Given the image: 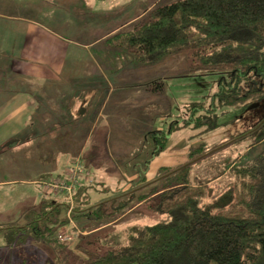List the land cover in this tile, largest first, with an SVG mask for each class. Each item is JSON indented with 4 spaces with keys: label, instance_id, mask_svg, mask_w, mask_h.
<instances>
[{
    "label": "trees",
    "instance_id": "1",
    "mask_svg": "<svg viewBox=\"0 0 264 264\" xmlns=\"http://www.w3.org/2000/svg\"><path fill=\"white\" fill-rule=\"evenodd\" d=\"M106 41L143 68L181 53L189 72L227 75L215 94L218 106L264 101V0H170L145 9L130 30ZM190 105L204 108L197 126L216 127L212 108ZM158 133L159 154L166 134ZM243 142L252 153L240 163ZM97 157L80 153L70 162L79 165L70 198L58 193L25 211L21 224L0 225L4 247L36 241L52 252L47 264H264V115L237 136L192 147L182 165L159 167L150 181L117 193L92 178L89 163ZM91 192L104 197L93 201ZM149 216L154 223L134 224ZM72 222L87 233L77 236L76 251L70 247L75 227L66 241L56 234Z\"/></svg>",
    "mask_w": 264,
    "mask_h": 264
},
{
    "label": "rangeland",
    "instance_id": "2",
    "mask_svg": "<svg viewBox=\"0 0 264 264\" xmlns=\"http://www.w3.org/2000/svg\"><path fill=\"white\" fill-rule=\"evenodd\" d=\"M169 1L46 0L43 4L41 0H0V16L25 17L26 15L36 17L39 21L38 14L45 11L43 23L46 26H55L52 29L57 31L56 33L64 39H71L73 43L58 41L55 42H60L57 47L49 49V45L41 49L37 60L42 64L32 62L30 65L21 62L29 63L27 53L24 57H19V51L28 47L23 46L22 30H16V40L12 28L8 31H0V40H3L4 44L9 37L12 40V46L8 49L9 55L5 60V69H2L5 67L4 61H0V87L14 88L15 92L17 89L22 90L25 96L32 93L33 100H36L35 90L40 91V87L68 91L62 96L64 104L60 110H57V114L56 111L54 112L55 115L63 116V118L69 115L75 118L80 117L85 119V122L96 126V131L103 127L109 129L110 126H116L112 128L110 137H106L105 143L94 142L96 139L94 136L89 140L85 138L91 128H85V131L81 132L84 142H80L78 146L66 144L71 136L41 138L40 148L44 153L56 151L55 162L48 165L39 163L34 159L33 154L28 156L29 160L22 158L28 153L29 141H34L32 144L35 145L37 141L35 135L39 128L35 125L31 129L28 120H20L21 116L15 119L13 112H0V168L11 169L6 171V174H3L0 169V182L16 180L15 183L8 182L0 185V225L22 223L21 217L16 216L14 219L13 216L19 215L25 208L24 203L32 196L28 191L34 188L32 187L34 185L24 188L21 183H18L19 180L32 179L40 175L45 178L53 177L47 181L58 179L57 173H63L67 164L77 159L80 153L98 154V157L89 163L91 176L99 188H107L111 194L117 193L119 190L131 189V186L140 179L150 181L159 175V167L164 166L165 163L173 164V166L177 163L182 165L186 160L188 149L192 147L199 145L213 147L237 136L253 127L264 115V101L247 102L240 106H218V102H214L215 94L228 81L227 75L189 72L181 53L168 57L158 65L159 67L143 68L138 65L131 53L109 46L104 35L119 26L124 27L119 28L118 31L130 30L135 21L128 25L127 21L137 12L148 7L151 9L154 6L164 5ZM61 14L62 18L59 17ZM2 22H10L12 26L19 23V21L0 19L1 25ZM0 51L1 56L4 51ZM15 55H17L16 59ZM49 56L55 58L57 63L60 61L64 63V77L59 74L58 78L53 64L43 59ZM15 60L21 62L18 66L22 70L27 68L32 72L31 77L36 73L48 76L37 78L38 85L35 82H29L28 80H31L29 77L25 79L27 81L24 84L20 85L18 80L15 81V76L21 75L22 72L18 71L19 68L15 70V63L13 62L14 65L11 63ZM52 79L55 83H51ZM70 88L77 89L79 94L75 96L69 91ZM134 91H137L136 95L139 97L137 102L131 104L123 100L121 104H117L118 107H114L121 96ZM140 98L142 101L147 99V102L148 100L151 102L140 105ZM1 101L3 100L0 98ZM192 103H202L203 107L213 109L211 116L217 124L215 128L204 131V125L195 124L200 115L204 114V108L196 107L198 111L195 112V109L192 111L190 105ZM132 106L135 107L132 108ZM75 109L77 112L73 114ZM110 120L115 124L109 125ZM70 123L74 125V121ZM58 129L63 131L66 127L60 124ZM160 130L165 131L166 141H164V149L158 154L154 151L161 146L156 140L162 136L158 133ZM32 135L35 137L31 138ZM96 135L99 133L96 132ZM48 141H52L51 148L46 145ZM246 145H248L247 142L238 145L242 157L240 163L251 159L252 150L248 151ZM26 168L30 170L24 173ZM20 169L22 174L18 175ZM12 171H17V174L13 175ZM67 173L68 170L65 171L64 176ZM88 181H90L89 178ZM37 184L40 183L37 182ZM50 195L54 196V194ZM63 196L67 198L68 194L64 193ZM154 222L155 216H149L132 224L141 227ZM72 227L75 228L70 247L76 251L77 236H85L87 233L80 230L75 222L60 228L56 234L66 233ZM4 237L5 235L0 233V241L3 243ZM34 242L31 240L28 243L30 245H24L23 256L28 259H23L22 264H47L52 258V252L46 246ZM99 243L103 245V241ZM18 263L19 261L15 264ZM0 264H8V257H4Z\"/></svg>",
    "mask_w": 264,
    "mask_h": 264
},
{
    "label": "crops",
    "instance_id": "3",
    "mask_svg": "<svg viewBox=\"0 0 264 264\" xmlns=\"http://www.w3.org/2000/svg\"><path fill=\"white\" fill-rule=\"evenodd\" d=\"M45 1L46 0H41V2L43 4ZM4 4L5 3L3 2L2 3L3 7H4ZM149 9H150V7L146 8V10H149ZM144 10L145 9H142L140 12H137L131 19H129L127 21V25L133 23L134 21L139 19L141 16H143ZM44 12L45 11H41L38 14L39 21L36 17L26 16V15H25V17L24 16L16 17V15L6 16V17L0 16V19H2V20H8V21L13 20L14 22L19 21V23L16 24L15 26H12V24L10 22H7V23L2 22V25L0 23V31H2V30L8 31L10 28H12L14 31V38L16 40V36H15L16 30L17 31L22 30L21 34H23V37H24L23 46H28V47L23 48L19 51V57H24L25 53H27V57L29 59V63L21 61L22 63L30 64V65H32V62L40 63L37 60V57L40 55L41 49L46 48L49 45H50L49 49L57 47L58 45H60V42L59 43H55V42L65 41L66 43H72L71 39H64V37H62L60 34L56 33L57 31H54L52 29L55 26H46L45 23H43V19H44L43 15H45ZM60 16H61V18L63 17L62 14L59 15V17ZM57 19H60V18H57ZM56 25H60V24H56ZM121 27H124V26H119L115 29H112L110 31V33L104 35V37L108 38L109 36H112L114 33L118 32V29ZM0 35H1V33H0ZM14 43L16 44L15 41H14ZM36 43H37V45H36ZM15 44H14V47H15ZM11 46H12V40L10 39V37L6 41V44H4L3 40L2 41L0 40V50L4 51L3 53H1L3 55L0 56V61H4L3 63H5V67L2 69L6 68L5 60L9 55L8 49ZM16 58H17V55H15V59ZM43 59L46 60L47 62L53 64V69L58 74V78L60 77L59 74H62V76L64 77L65 65L62 61L57 63L55 61V58H53L52 56L45 57ZM13 62L15 63V70H18L17 68H19L18 71L22 72L21 75L15 74L16 75L15 81L18 80L20 85L24 84L27 81V80H25L27 77L31 78V80H28L29 82H35L38 85L39 81L37 80V78H39V77L42 78V77L48 76V75H42V74L36 73V74H34L35 76L31 77L32 72H30L27 68L22 70V68L18 66V64L21 63L20 61H17V60L11 61V63H13ZM14 63H13V65H14ZM40 64H42V63H40ZM156 67H159V66H156ZM23 74H25V76H23ZM8 76L10 77V72H9ZM51 77L53 78V75H51ZM13 78H14V73H13ZM51 83H55L53 81V79H52ZM69 91L72 92L75 96H77L79 94L77 89H71L70 88ZM35 92H36V96H35L36 100H33L31 97L32 93H30L29 96H25V94L23 93L22 90L18 91V89H17V92H15L14 88L6 89V86L0 87V98H1V100H3L0 102V112H5V111L13 112V114L15 115V119H16V117L21 116L20 120H22V121L24 119L26 121L28 120L27 122L31 126V129L35 125L39 128L37 135H35L37 138L35 145L32 144L34 141L33 142L29 141V143L27 144L28 153L25 156H22V158L25 157L27 160H29L30 158L28 156H31V154H33L34 159L37 160L39 163L42 162V164H48L49 165V164H52L55 162L54 154L56 153V151L53 153H51L49 151H47V153H44L40 148L41 138H52V137L62 138V137L71 136V138L68 139V141H66V144H75L78 146V144L80 142H84V140L81 138V136L83 137L82 133L85 131L84 129L85 128H91V131L86 135L85 138L87 140H89V139L93 138V136H94V138H96L94 142L105 143L106 137L108 138L112 134V131H113L112 128L116 127V126H110L109 129H105L106 127L105 128L103 127L100 130L96 131V126L92 125V123L85 122V119H81L80 117L75 118V116H71L68 114L69 115L68 117L63 118V116L55 115L54 112L56 111V114H57V110H60L62 108V105L64 104V100L62 99V96L68 91H57V89H55V88L45 89V87H40V91L35 90ZM136 94H137V91L136 92L134 91L131 94H126L125 96H121L122 98L121 97L119 98V101L114 105V107H118L119 105H117V104H121L123 100H125V102L129 101L131 104H134L139 99V97ZM8 98H9V100H8ZM54 101H56V103H53ZM143 101H142V98H140V102H141L140 105H144V104L151 102V100H148V102H147V99L146 100L143 99ZM133 107H135V106H132V108ZM77 109L73 110V114H75V112H77ZM0 115H1V113H0ZM84 116L86 117L87 114ZM37 119H38V121H37ZM66 119H68L69 122ZM72 121H74L73 126L70 123ZM93 121H95V119ZM110 121L111 122L109 123V125L115 124L114 122H112V120H110ZM15 124H16V122H15ZM60 124L62 127H66V129L63 131H60L58 129ZM92 127H94V128H92ZM96 132L99 133V135H96ZM35 136L32 135L31 138H33ZM50 144H52V141L46 142V145L51 148L52 146ZM61 151H62V148H61ZM171 165L173 166V164L165 163L164 166H171ZM55 168H57V166ZM0 169H1L3 174H6V171L11 170V169L4 170L3 168H0ZM29 170H30V168H26L24 173L28 172ZM12 173H13V175H16L17 171H12ZM21 174H22V170L20 169V170H18V175H21ZM57 174H60V173H57ZM45 175H46V173H45ZM48 178L50 179L53 177H48ZM49 179H45V176L40 175V176L32 178V179H24V180L18 181V183H21L24 188H27L30 185H34V186H32L34 188H32L31 190L28 191L30 193V195H32V196L30 198H28V200L24 203L25 208H23L21 210L22 212L19 213V215L15 214L13 216L14 219L16 216L21 217L22 214L25 211H27V209L28 210L29 209H37V208H39V206L41 205L42 202L49 200V199L53 200L54 197H57V194H54V196L49 195L48 193H46V191H43L41 189L40 184H37V182L40 183V182H44L45 180H49ZM8 182L15 183L16 180L15 179L11 180V181H4L3 180V182H0V185L2 183H8ZM95 193L96 192L90 193V197L92 198L93 201L102 199L104 197L103 194H99L97 196ZM28 243H29V241H27L25 244H22V245H13L12 247H4L3 241H0V247H1V249H0V261H2V259L4 257H8V264H12V263L15 264L18 261H19L18 264H22L23 259H28V258H25V256H23L25 253L24 252V248H25L24 245H27ZM34 243H37V242L35 241ZM38 244L42 245L40 243H38ZM28 245H30V244H28ZM42 246H44V245H42ZM17 251H19V252H17Z\"/></svg>",
    "mask_w": 264,
    "mask_h": 264
},
{
    "label": "built area",
    "instance_id": "4",
    "mask_svg": "<svg viewBox=\"0 0 264 264\" xmlns=\"http://www.w3.org/2000/svg\"><path fill=\"white\" fill-rule=\"evenodd\" d=\"M78 169L79 165L78 163H72L70 164L68 170V173L66 176H64L62 179H51L50 181H44L40 182L41 189L43 191H46V193H51L47 190H54L52 193L58 194V193H66L68 194V197H71V193L75 187V185L78 182ZM58 239L60 241H66L70 239V234L68 232L63 234H58Z\"/></svg>",
    "mask_w": 264,
    "mask_h": 264
}]
</instances>
